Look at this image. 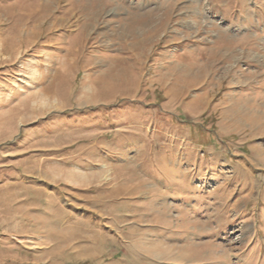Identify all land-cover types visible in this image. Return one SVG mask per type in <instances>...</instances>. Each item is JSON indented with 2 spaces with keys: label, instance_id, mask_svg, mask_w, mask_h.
<instances>
[{
  "label": "rangeland",
  "instance_id": "1",
  "mask_svg": "<svg viewBox=\"0 0 264 264\" xmlns=\"http://www.w3.org/2000/svg\"><path fill=\"white\" fill-rule=\"evenodd\" d=\"M0 264H264V0H0Z\"/></svg>",
  "mask_w": 264,
  "mask_h": 264
},
{
  "label": "bare ground",
  "instance_id": "2",
  "mask_svg": "<svg viewBox=\"0 0 264 264\" xmlns=\"http://www.w3.org/2000/svg\"><path fill=\"white\" fill-rule=\"evenodd\" d=\"M116 70V69H115Z\"/></svg>",
  "mask_w": 264,
  "mask_h": 264
}]
</instances>
